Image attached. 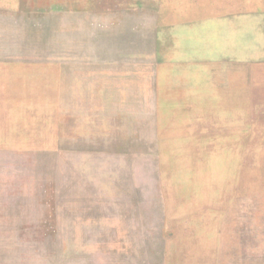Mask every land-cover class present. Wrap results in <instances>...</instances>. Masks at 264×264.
<instances>
[{
    "label": "rangeland",
    "instance_id": "1",
    "mask_svg": "<svg viewBox=\"0 0 264 264\" xmlns=\"http://www.w3.org/2000/svg\"><path fill=\"white\" fill-rule=\"evenodd\" d=\"M158 1L0 0V264H264V62Z\"/></svg>",
    "mask_w": 264,
    "mask_h": 264
},
{
    "label": "crops",
    "instance_id": "2",
    "mask_svg": "<svg viewBox=\"0 0 264 264\" xmlns=\"http://www.w3.org/2000/svg\"><path fill=\"white\" fill-rule=\"evenodd\" d=\"M158 2L150 19H165L161 38L189 66L264 62V0ZM3 16L0 11V19Z\"/></svg>",
    "mask_w": 264,
    "mask_h": 264
}]
</instances>
